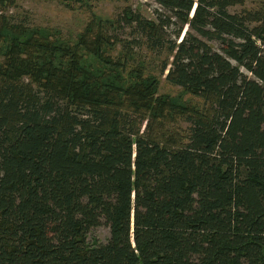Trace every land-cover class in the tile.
<instances>
[{
	"label": "trees",
	"instance_id": "trees-1",
	"mask_svg": "<svg viewBox=\"0 0 264 264\" xmlns=\"http://www.w3.org/2000/svg\"><path fill=\"white\" fill-rule=\"evenodd\" d=\"M153 1L154 19L128 6L117 23L165 52L161 73L201 106L157 96L140 68L132 82L94 23L67 47L7 29L0 264H264V11ZM92 53L111 65L91 71Z\"/></svg>",
	"mask_w": 264,
	"mask_h": 264
},
{
	"label": "rangeland",
	"instance_id": "rangeland-1",
	"mask_svg": "<svg viewBox=\"0 0 264 264\" xmlns=\"http://www.w3.org/2000/svg\"><path fill=\"white\" fill-rule=\"evenodd\" d=\"M0 0V62L4 60L5 52L12 46L7 29L24 30L20 34L22 39H28L34 33H44L48 36L51 44L60 47H67L78 41L80 35L85 32L88 24L94 23L95 33H100L102 40H106L104 53L106 59L116 62L118 70L122 74H132V82L137 69H142L144 77L150 75V79L157 82L156 95H163L173 99L178 103L201 106L203 98L198 94L183 90L179 86L169 83L161 73L163 56L154 51H150L145 44L135 43L138 39H143L138 32L128 27L123 21L119 26L117 19L123 10L130 6L133 10L141 12L150 19L155 18L154 8L157 4L153 0H8L1 3ZM244 9L263 10L264 0H244L243 4H236L231 7L232 11H243ZM94 37V36H93ZM132 39H136L133 41ZM25 40V41H26ZM130 41V49L124 47ZM129 44V43H128ZM103 47V46H102ZM45 52V51H44ZM43 50L34 56V61L42 63ZM56 55V59H48L53 63L62 60V53L56 51L54 47L48 48L47 57ZM127 59V62L124 60ZM83 64L91 68V71L102 72L106 66H110L104 58L97 54L85 56ZM133 69V70H132ZM134 69H136L134 71ZM134 75V76H133ZM28 78V76H25ZM177 121H180L177 120ZM173 122L176 127H186L185 122ZM110 236V230L106 225L95 228L88 236L92 244L106 242Z\"/></svg>",
	"mask_w": 264,
	"mask_h": 264
}]
</instances>
